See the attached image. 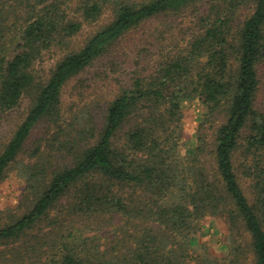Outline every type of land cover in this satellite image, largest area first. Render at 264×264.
<instances>
[{
	"label": "trees",
	"instance_id": "16d2710c",
	"mask_svg": "<svg viewBox=\"0 0 264 264\" xmlns=\"http://www.w3.org/2000/svg\"><path fill=\"white\" fill-rule=\"evenodd\" d=\"M186 12L195 18L188 41L171 43L175 48L161 50L147 70L121 84L101 122L31 152L27 189L34 201L0 219V245L50 219L59 227V251L41 264H193L188 247L197 223L217 215L233 233L248 232L246 247L255 264H264V111L256 106L264 0H0V111L29 98L22 121L0 147V180L41 121L61 120L72 79L147 22ZM86 26L91 32L75 46ZM56 48L58 59L41 74L40 59ZM193 100L206 111L196 145L183 154L184 107ZM242 150L256 160L257 169L248 172L255 174L252 199L235 167ZM55 209L60 222L51 218ZM82 220L119 230L124 239L88 247L87 239L79 241ZM40 241L3 251L0 264H22L21 252H36ZM242 248H231V264Z\"/></svg>",
	"mask_w": 264,
	"mask_h": 264
},
{
	"label": "rangeland",
	"instance_id": "374dc122",
	"mask_svg": "<svg viewBox=\"0 0 264 264\" xmlns=\"http://www.w3.org/2000/svg\"><path fill=\"white\" fill-rule=\"evenodd\" d=\"M102 23L106 22V19ZM195 18L190 13L178 16L162 17L147 22L136 31L120 40L104 58L97 61L84 73L72 79L65 87L61 109V120L58 123L41 121L28 138L24 150L7 169L5 176L0 180V219L8 221L10 216L21 213L29 208L34 199L27 189L29 172L27 164L34 162L31 152L37 147L42 151L51 149V145L68 139L70 134H75L78 128L86 123L101 122L104 118L106 105L115 91L123 83L129 82V77L139 70L149 68L148 61H153L161 50L175 48L170 44L186 42L194 26ZM174 24H169L171 23ZM176 24V25H175ZM98 26V25H95ZM100 27V26H99ZM91 26H86L81 34L75 37L74 45L79 46L91 32ZM189 34V35H188ZM188 35V36H187ZM15 44L11 45V52H15ZM60 49L56 48L48 52L40 59L38 68L41 74L50 70L60 55ZM261 86L256 100V106L264 111V62L260 66ZM29 107V98L25 97L20 106L9 112L0 111V147H3L12 137L14 131L22 121ZM206 108L199 100L187 102L184 107L183 140L181 151L186 154L187 148H192L197 142V133L201 120L204 118ZM209 130V134H211ZM235 167L242 187L248 197L252 199L253 177L248 176L257 169L253 155L238 151L234 158ZM51 218L63 220L58 209L51 212ZM50 220V219H49ZM43 221L32 228L16 243L10 245L1 244L0 254L5 250L26 247V244L39 246L36 252L29 250L22 264H41L40 260H46L53 253L59 251L55 243L57 237L55 226ZM62 223V222H61ZM87 220L77 224L81 229L86 245L101 246V249L114 246L115 240H123L119 230L108 226L88 227ZM104 224V223H101ZM198 230L192 238V244L188 247L192 253L193 264H208L210 261H218L222 264H231V248L241 245L243 248L237 264H255L252 250L246 247L250 240L248 232L243 229L233 233L226 220L220 216L207 215L198 223ZM78 225H81L80 227ZM92 226V225H90ZM97 228V229H96ZM68 233L64 235L67 238ZM119 236V237H118ZM118 237V238H117ZM79 242V243H80ZM106 246V247H105ZM15 247V248H14ZM236 264V263H235Z\"/></svg>",
	"mask_w": 264,
	"mask_h": 264
}]
</instances>
